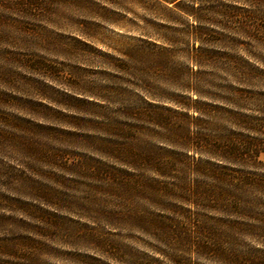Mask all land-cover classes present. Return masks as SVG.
<instances>
[{
    "label": "rangeland",
    "instance_id": "rangeland-1",
    "mask_svg": "<svg viewBox=\"0 0 264 264\" xmlns=\"http://www.w3.org/2000/svg\"><path fill=\"white\" fill-rule=\"evenodd\" d=\"M0 264H264V0H0Z\"/></svg>",
    "mask_w": 264,
    "mask_h": 264
},
{
    "label": "trees",
    "instance_id": "trees-1",
    "mask_svg": "<svg viewBox=\"0 0 264 264\" xmlns=\"http://www.w3.org/2000/svg\"><path fill=\"white\" fill-rule=\"evenodd\" d=\"M127 158H129V157H127ZM135 159H137V156L136 157H134Z\"/></svg>",
    "mask_w": 264,
    "mask_h": 264
}]
</instances>
